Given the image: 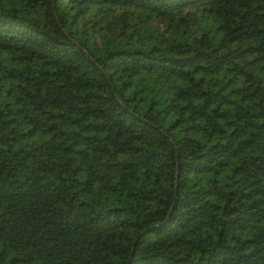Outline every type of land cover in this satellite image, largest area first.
Returning a JSON list of instances; mask_svg holds the SVG:
<instances>
[{"label":"trees","instance_id":"trees-1","mask_svg":"<svg viewBox=\"0 0 264 264\" xmlns=\"http://www.w3.org/2000/svg\"><path fill=\"white\" fill-rule=\"evenodd\" d=\"M0 264H264V0H0Z\"/></svg>","mask_w":264,"mask_h":264}]
</instances>
